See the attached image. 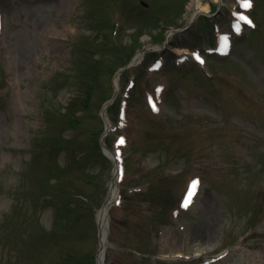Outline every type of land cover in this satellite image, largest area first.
<instances>
[{
    "label": "rangeland",
    "instance_id": "1",
    "mask_svg": "<svg viewBox=\"0 0 264 264\" xmlns=\"http://www.w3.org/2000/svg\"><path fill=\"white\" fill-rule=\"evenodd\" d=\"M199 3L223 16L190 25ZM250 3L0 0V264H94L115 96L105 143L127 174L107 264H264V0ZM239 13L256 28L235 33Z\"/></svg>",
    "mask_w": 264,
    "mask_h": 264
},
{
    "label": "bare ground",
    "instance_id": "2",
    "mask_svg": "<svg viewBox=\"0 0 264 264\" xmlns=\"http://www.w3.org/2000/svg\"><path fill=\"white\" fill-rule=\"evenodd\" d=\"M217 3H222V0H215ZM195 8L196 15L194 16V19L197 20L202 13H210V6L209 4H197L193 5ZM192 6V8H193ZM150 49H159L158 47H146V51ZM145 53L139 52L138 55L135 57V59L132 62V65H136L139 63V61L143 60V56ZM177 54L179 56H187V55H193L192 52L188 51V49H177ZM115 85L117 87V92L120 90V79L117 78L115 81ZM110 123H108V126ZM109 157L115 162L116 167L113 171V180L110 185V194L109 198L104 205L103 209L98 212L97 214V225L99 229V238H100V249H99V256H98V264H106V255L107 250L110 247V212L112 210V207L118 200L119 190H120V182H121V176H122V164L118 158L117 155L110 154ZM209 237V236H208ZM207 252V249L202 251ZM206 253H202V255H205Z\"/></svg>",
    "mask_w": 264,
    "mask_h": 264
},
{
    "label": "snow or ice",
    "instance_id": "3",
    "mask_svg": "<svg viewBox=\"0 0 264 264\" xmlns=\"http://www.w3.org/2000/svg\"><path fill=\"white\" fill-rule=\"evenodd\" d=\"M244 6H245L246 8H247V7H251L250 0H245V4H244ZM240 18H241L242 20H245L248 24H251V23H252V21H251L247 16H241ZM236 28H237V31L240 30L239 25H237ZM223 39H224L225 42H227L228 37L225 36V37H223ZM197 59H200V57H199L198 55H197ZM201 62H203V61H201ZM121 143H123V140H121ZM198 183H199V181H194L192 187L195 188L196 185H197ZM193 194H194V193H192V192L189 193V201H190L191 196H192ZM184 206H185V207L188 206L187 202L185 203Z\"/></svg>",
    "mask_w": 264,
    "mask_h": 264
}]
</instances>
